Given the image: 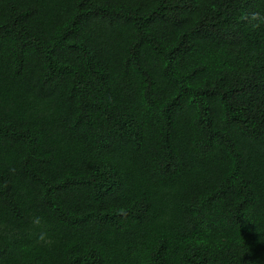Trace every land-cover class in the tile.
Segmentation results:
<instances>
[{
	"label": "trees",
	"instance_id": "16d2710c",
	"mask_svg": "<svg viewBox=\"0 0 264 264\" xmlns=\"http://www.w3.org/2000/svg\"><path fill=\"white\" fill-rule=\"evenodd\" d=\"M254 12L0 0V264H264Z\"/></svg>",
	"mask_w": 264,
	"mask_h": 264
},
{
	"label": "clouds",
	"instance_id": "9594fccd",
	"mask_svg": "<svg viewBox=\"0 0 264 264\" xmlns=\"http://www.w3.org/2000/svg\"><path fill=\"white\" fill-rule=\"evenodd\" d=\"M251 21H258V22H264V16L261 15L260 12H254L251 17H250ZM254 26H258V25H254ZM34 223L39 224L40 223V219L37 218ZM40 241H43L45 243H47L48 241L45 239L44 234H41V236L38 238Z\"/></svg>",
	"mask_w": 264,
	"mask_h": 264
}]
</instances>
